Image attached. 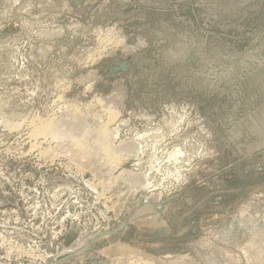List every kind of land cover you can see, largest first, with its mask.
<instances>
[{
	"label": "rangeland",
	"instance_id": "374dc122",
	"mask_svg": "<svg viewBox=\"0 0 264 264\" xmlns=\"http://www.w3.org/2000/svg\"><path fill=\"white\" fill-rule=\"evenodd\" d=\"M145 263L264 264V0H0V264Z\"/></svg>",
	"mask_w": 264,
	"mask_h": 264
},
{
	"label": "bare ground",
	"instance_id": "6f19581e",
	"mask_svg": "<svg viewBox=\"0 0 264 264\" xmlns=\"http://www.w3.org/2000/svg\"><path fill=\"white\" fill-rule=\"evenodd\" d=\"M100 102V101H98ZM104 102V101H103ZM109 102V101H108ZM103 104V103H102ZM114 107V106H112ZM116 107H114V109L112 108V110H117L115 109ZM74 112L75 116H74V119H77V118H80V116L83 117V115L81 114V112L77 109H74L72 111V113ZM116 114V112H114ZM110 116L112 117H117V114L115 116H113V112L110 111ZM85 115V114H84ZM86 116V115H85ZM111 117V118H112ZM55 118V117H54ZM61 119V118H60ZM86 119V117H85ZM115 119V118H114ZM117 119V118H116ZM49 120V119H48ZM55 120V119H54ZM50 120V121H47L46 122H42L41 123L39 122V124L37 125H33V131L31 132L32 135L31 136H35L38 137V136H41L43 135L44 137L43 138H47V137H51V138H73L72 136H70L71 134H68L66 133V131H63V128L61 126V123L60 121L58 120ZM85 121V120H84ZM75 122V121H74ZM86 122V121H85ZM88 123V122H86ZM64 124V123H63ZM77 124V123H76ZM82 124V122L80 123ZM110 124V123H109ZM80 125H74L72 126V128L74 129H81L82 133H87V129L86 127H79ZM84 126V125H83ZM89 126V124H88ZM65 130V129H64ZM95 130V129H94ZM96 132V135L94 137V140H92L93 144H97L106 154L107 158L110 159V161L114 164V163H118L119 164V161L123 158H127V156H129L128 154H126V151H128L131 147H129L128 145L124 146V145H120V146H117L118 150L120 151H114V148H115V140L117 138V135H118V131L116 129H108L107 125H101L97 130H95ZM66 133V134H65ZM68 134V135H67ZM81 135V134H80ZM39 138V137H38ZM82 139V138H81ZM47 140V139H46ZM57 141V140H56ZM78 141V140H77ZM76 141V143H77ZM86 141V140H85ZM91 142V141H90ZM57 143V142H56ZM80 141L77 143L79 144ZM36 145H38L37 143H34ZM40 144V143H39ZM42 144V142H41ZM82 144V143H81ZM50 145V144H49ZM75 145V144H74ZM91 145V144H90ZM35 146V145H34ZM51 146V145H50ZM78 146V145H77ZM94 146V145H93ZM96 146V145H95ZM50 148V147H49ZM44 149V148H43ZM86 149V148H84ZM46 150V149H45ZM92 152V151H91ZM45 153V152H44ZM50 153V152H49ZM46 154V153H45ZM44 154V155H45ZM48 154V153H47ZM105 156V157H106ZM124 160V159H123ZM115 168V167H114ZM139 174H135L132 176L131 173H124V174H120L119 175V179L122 181V182H125L127 183L126 185L128 186L131 185L132 183H136V185L138 184V182H140V179L139 177H141V175ZM134 178V179H133ZM118 179V178H117ZM143 181V180H142ZM144 182V181H143ZM140 184V183H139ZM133 185V184H132ZM146 264V263H145Z\"/></svg>",
	"mask_w": 264,
	"mask_h": 264
}]
</instances>
